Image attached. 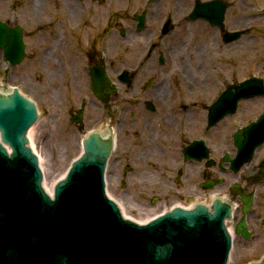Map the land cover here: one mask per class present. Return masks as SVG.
Instances as JSON below:
<instances>
[{"label":"flooded vegetation","instance_id":"1","mask_svg":"<svg viewBox=\"0 0 264 264\" xmlns=\"http://www.w3.org/2000/svg\"><path fill=\"white\" fill-rule=\"evenodd\" d=\"M39 1L41 10L51 4L58 11L61 3L67 4L74 29H100L85 45L80 35L75 36L74 53L85 59L83 79L88 81L91 96L88 101L80 99L79 107L83 105L84 112L89 111L85 117L88 130L114 134L106 184L129 216L145 219L175 204L188 205L219 195H226L242 208L243 201L253 194L254 204L263 205L264 153L260 157L256 154L262 145L247 163L234 170L230 162L236 155L233 133L239 127L234 125L233 130L222 134L221 123L231 115L210 125L209 109L230 84L250 77L264 81V70L261 75L231 80L222 88L220 79L212 80L214 76L208 74H165L156 80L157 74L141 70L152 61L158 63L160 58L163 64L174 61L183 65L190 60L189 47H209L218 57L225 51L228 59L234 58V50H238L247 63L256 54L263 57V64L264 0ZM0 9L5 16L0 20L15 27V16L8 14L13 10L12 1L0 0ZM113 31L122 42H115L116 37L112 40L119 49L116 60L123 66L131 61L136 67H106L116 89L102 100V95L96 97L90 90V67L105 65L106 39ZM231 34L238 38L226 41ZM22 35L24 41L23 31ZM2 64L10 66L0 49ZM122 69L129 71L127 85L119 78ZM10 73L4 70V75ZM4 75H0L2 92L10 86ZM207 87L210 88L206 90ZM93 111L96 115L91 116ZM93 122L97 127L90 126ZM82 124L75 127L80 129ZM224 124L229 127L233 123L229 120ZM252 217L253 212L248 225Z\"/></svg>","mask_w":264,"mask_h":264},{"label":"water","instance_id":"2","mask_svg":"<svg viewBox=\"0 0 264 264\" xmlns=\"http://www.w3.org/2000/svg\"><path fill=\"white\" fill-rule=\"evenodd\" d=\"M2 29L6 28L0 22V38ZM8 34L11 42L5 44L0 39V44L17 63L23 52L20 29ZM260 83L251 79L234 86V91L230 87L211 112L233 113L240 99L264 94ZM97 84L94 81L95 92ZM105 90L110 91V86ZM36 119L35 105L16 88L0 93V264L227 263L231 249L225 225V219L232 217L229 202L215 198L211 210L203 205L191 210L175 208L146 224L122 217L104 190L111 137L102 139L90 133L83 140V153L72 161L50 197L42 188L38 159L26 137ZM234 141L238 151L233 163L238 169L264 142V112L237 130ZM247 211L248 207L244 213ZM235 230L249 237L244 218ZM249 264H264V255Z\"/></svg>","mask_w":264,"mask_h":264},{"label":"rangeland","instance_id":"3","mask_svg":"<svg viewBox=\"0 0 264 264\" xmlns=\"http://www.w3.org/2000/svg\"><path fill=\"white\" fill-rule=\"evenodd\" d=\"M10 1L13 3V10L8 14L14 15L16 23L23 27L26 56L16 66L0 65V75H4L5 69L9 70L10 75L3 77L5 81L17 86L23 94H27L40 112L39 118L31 127L28 139L39 157L44 174L43 183L48 186L61 178L71 161L79 154L80 143L89 129L86 126V118L81 129L70 122V115L79 106V100L88 101L91 98L88 81L83 79L84 70L87 68L85 59L74 53L75 36L80 35L85 45L87 39L98 33L100 29H74V21L65 3H61L59 10L54 11L51 4L41 10L39 0H29L24 3L20 0H8V3ZM2 11L0 9V17H5ZM115 37V42H121L118 40L116 31H113V35L106 39L103 52L106 67L109 68L111 65L116 70L122 67L135 68L136 65L131 61H126L124 66L117 61L119 49L112 44ZM196 49V47H189L187 53L190 60L183 65L176 64L174 61L160 65L152 61L144 66L141 72L157 74L156 80L165 74H208L214 76V78L211 77L212 80L220 79L221 88L223 84L226 85L231 80L243 79L250 74H263L261 70L263 57L260 55L254 54L252 62L247 63L242 60L238 50H234L236 53L234 58L228 59L225 57V51H222L218 57L209 47ZM256 61L260 63L256 65ZM148 67L152 68L151 71L147 70ZM208 88L210 87L206 90ZM263 110L264 96L242 100L236 113L221 123L222 134L233 130L234 125L240 127L255 120ZM87 115H89L88 110L85 117ZM90 115H96L95 111ZM229 120L233 124L228 127L229 123H224ZM90 126L97 127L94 122ZM262 153H264V144L256 151L258 157ZM252 212L253 217L249 219V226L254 229L253 236L250 239H244L233 234L228 264H247L250 261L259 260L264 254V203L262 206L255 205L248 217ZM258 215L261 217L259 218ZM236 216H239L238 212ZM233 225L234 221L228 222L232 231Z\"/></svg>","mask_w":264,"mask_h":264},{"label":"bare ground","instance_id":"4","mask_svg":"<svg viewBox=\"0 0 264 264\" xmlns=\"http://www.w3.org/2000/svg\"><path fill=\"white\" fill-rule=\"evenodd\" d=\"M30 133H31V127H30L29 130H28V135H27L28 137L30 136ZM81 144H82V142L80 143V145H81ZM82 150H83V148H82V145H81V146H80V152H81ZM80 152H79V153H80ZM63 175H64V174H63ZM63 175H62V176H63ZM62 176H61V177H62ZM54 183H55V182H52L50 185H48L49 187L44 183V187H45V189H46L49 193H52ZM226 197H227V196H226ZM234 209H235V208H234ZM232 210H233V209H232ZM232 212H234V211H232ZM233 214H234V213H233ZM228 228L230 229V231H232L231 228H230L229 226H228Z\"/></svg>","mask_w":264,"mask_h":264}]
</instances>
